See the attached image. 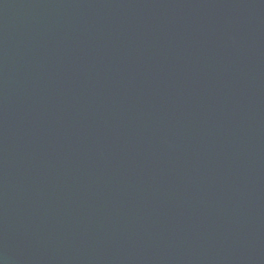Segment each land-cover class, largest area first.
<instances>
[{
    "label": "water",
    "instance_id": "1",
    "mask_svg": "<svg viewBox=\"0 0 264 264\" xmlns=\"http://www.w3.org/2000/svg\"><path fill=\"white\" fill-rule=\"evenodd\" d=\"M0 264H264V0H0Z\"/></svg>",
    "mask_w": 264,
    "mask_h": 264
}]
</instances>
